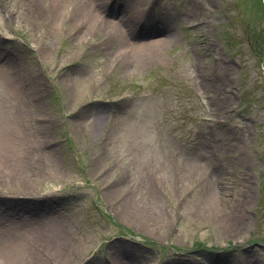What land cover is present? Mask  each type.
Here are the masks:
<instances>
[{
	"label": "rangeland",
	"instance_id": "rangeland-1",
	"mask_svg": "<svg viewBox=\"0 0 264 264\" xmlns=\"http://www.w3.org/2000/svg\"><path fill=\"white\" fill-rule=\"evenodd\" d=\"M91 3L0 0V234L64 233L66 264H264L263 0H112L136 23L106 39Z\"/></svg>",
	"mask_w": 264,
	"mask_h": 264
},
{
	"label": "bare ground",
	"instance_id": "bare-ground-1",
	"mask_svg": "<svg viewBox=\"0 0 264 264\" xmlns=\"http://www.w3.org/2000/svg\"><path fill=\"white\" fill-rule=\"evenodd\" d=\"M108 1H112V0H91V11L89 12L90 16L93 17V19L95 20V22L97 24H95L94 27L91 28V31L89 33V35H91L92 37H95L97 35H102L104 37V39L106 38H111L112 37V33L111 31H115L117 30L119 23H121V21L123 22V24L127 25V29H131L132 26H135V21H134V17L136 16L137 13L134 12H130V9L127 8V10H125L123 3L121 4V12L124 13L121 17V19L119 20L120 22L117 21H104L105 16L101 15V13L99 11L96 10V5L98 4L99 6V10L100 11H104V7L106 5V3ZM122 1V0H121ZM54 6L58 7L57 3H59V0H53ZM93 5V8H92ZM52 7V4H51ZM65 13L64 15L61 16V19L58 20L56 19V23H57V29L58 31L61 29L64 31H67L69 29H71L72 31H74L75 29L77 30V32H80L82 29V25L84 23V18L81 16V14L75 13V9H66L64 10ZM129 11V12H128ZM92 20V19H91ZM77 24H80L81 29L76 28ZM105 25V26H104ZM75 26V28H71ZM84 34V33H83ZM77 40H89V37H87V35L84 34V36H82V33H80L79 35H75L74 36ZM168 38H158V39H152V40H137V41H133L131 43V46L129 48V50H126L127 54H131V51L133 50V53H135V58H140L143 56H153L155 54H160L162 49H165L170 42H168V40L170 41V37L168 40H166ZM160 48V49H159ZM8 66L5 64H1L0 63V70L1 72H6ZM16 89V88H15ZM104 115L101 113H98L95 116V120L97 122H100L104 119ZM13 227H9V229H5V231L3 230V232L0 234V264H33V257L37 256L40 258H43L44 260H50L53 259L55 260L56 263H51V264H66L65 261H68V242L65 240L64 238V233H60V235L58 237H56L57 241H58V245L63 246L64 249L66 250H62L56 252L53 251V253H57L56 256L52 257L53 253H52V249L50 246V243L48 242H43L41 241L42 239L39 236H30L28 235H23L21 233H18L16 236L12 235L11 230ZM8 230V231H7ZM31 239L34 240V242L32 241V243H30ZM119 264H123V262H120Z\"/></svg>",
	"mask_w": 264,
	"mask_h": 264
}]
</instances>
